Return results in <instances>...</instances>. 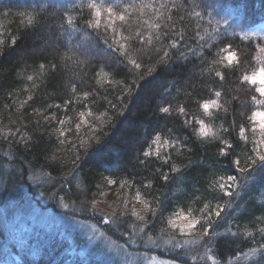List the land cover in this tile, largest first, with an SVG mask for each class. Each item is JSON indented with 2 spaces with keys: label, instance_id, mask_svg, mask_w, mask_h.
Segmentation results:
<instances>
[{
  "label": "trees",
  "instance_id": "obj_1",
  "mask_svg": "<svg viewBox=\"0 0 264 264\" xmlns=\"http://www.w3.org/2000/svg\"><path fill=\"white\" fill-rule=\"evenodd\" d=\"M262 47L264 0H0V204L19 205V190L30 201L53 195L58 214L64 201L124 242L183 238L209 248L215 264H264V167L249 119L264 96L243 80L264 67ZM223 49L239 63L222 61ZM200 120L215 137L199 134ZM179 214L203 227L171 228ZM2 219L0 264H96L86 240L61 236L54 221L8 233ZM173 245L161 254L187 250Z\"/></svg>",
  "mask_w": 264,
  "mask_h": 264
},
{
  "label": "rangeland",
  "instance_id": "obj_2",
  "mask_svg": "<svg viewBox=\"0 0 264 264\" xmlns=\"http://www.w3.org/2000/svg\"><path fill=\"white\" fill-rule=\"evenodd\" d=\"M4 172L7 173L5 169ZM19 191L25 193L22 194L24 199L19 202V205H16L15 202L9 206L0 204V215L3 216L2 223L8 233L11 232L10 228L16 229L18 232L28 230L30 223H34L31 220H37L40 227L45 226L44 222L49 221L52 225V221H54L60 229L61 236L70 239L74 238L75 235H80L86 240L82 252L87 255V259H92L96 264H201L202 262L205 264L206 259L215 264L210 258L209 248L203 249V245L200 246L199 241L189 242L183 238H176L173 243L179 245L176 246L177 249L185 247L187 250L184 251V254L171 252L169 255L167 253L162 255L160 249L164 244L171 246L173 244L171 243L172 239L163 240L160 245L157 240L153 241V239L145 242L128 239L124 242L120 238L111 237L107 231H103L101 222L97 224L74 216L73 211L64 204V201L57 202L58 208L62 211L58 214L55 212L54 206H50V203L54 202L53 195L50 198H43L40 195V201L36 199L30 201L27 192ZM6 210H8V215ZM6 215L8 218L11 215V218L7 219ZM29 219L28 224L27 220ZM108 223L110 226L112 225L111 221ZM176 248L173 250L176 251ZM170 255L172 256L170 257Z\"/></svg>",
  "mask_w": 264,
  "mask_h": 264
},
{
  "label": "snow or ice",
  "instance_id": "obj_3",
  "mask_svg": "<svg viewBox=\"0 0 264 264\" xmlns=\"http://www.w3.org/2000/svg\"><path fill=\"white\" fill-rule=\"evenodd\" d=\"M88 7L91 8V9H95V15L97 17H99L101 15V9L95 3H89ZM106 11L109 12V13H112L113 9L111 7H109V8L106 9ZM116 18L123 21L125 19V16L124 15H118ZM28 22L30 24L32 23L31 17H29V21ZM68 23L69 24L73 23V21H72V19L70 17L68 19ZM96 23L98 24L99 21H96ZM153 27H157V26L153 25ZM245 38H247V36H245ZM141 40H143V37H141ZM13 43H15V41H13ZM175 46L176 45L173 44V47H175ZM121 47H123V45H121ZM222 51L227 53L226 55L222 56V58H221L222 61H227V63L229 65H232L233 63H239V58H238V56H237V54L235 52H232L229 49H223ZM260 51L264 52V47H262L260 49ZM129 62L137 69H139L141 67V65L139 63H137V61L135 59H131ZM216 75L217 76H221V73L217 72ZM243 80L249 82L252 85H259V87H257L256 91L259 92V94L261 96H264V67H261L258 71L253 72L251 75H245L243 77ZM216 95L219 96L220 93L217 92ZM253 99H255V97ZM256 102L258 104H264V100H258ZM213 106H218V105H216L215 101H212L211 103L204 102V103H202L200 105V107L203 109V111L205 113H208V114H210V109ZM160 111L162 113H165V114H170L171 108L170 107H161ZM184 111L185 110H184L183 107L179 108V112L180 113H184ZM81 115L83 116V114H81ZM249 119L254 121L256 127H258V129H259L260 140H259V143L257 144V147L254 148L253 150L257 153V155L259 157V160L261 161V165H262V167H264V154H261L259 152L260 145H264V111H260V110L255 111ZM61 123H63V122H61ZM199 125H200L199 134L202 137H209V136L215 137V133L212 131V129L209 126H207L205 124V122L203 120L199 121ZM79 126L80 125H77L78 128H79ZM245 131L246 130L243 127H241L240 135L245 140H247V136L245 135ZM252 131L255 132L256 128L254 127L252 129ZM160 141H161V138H160L159 135H157L153 139L152 144H157L158 145L160 143ZM164 143L167 144L168 142L164 141ZM224 143L227 145L228 148L232 147V145L230 143H228L227 141H224ZM152 154L153 153L151 151H145L144 152V156L145 157H149ZM156 154L159 155L158 150H157ZM227 154H228L227 152H225L223 149H221L220 155L224 156V155H227ZM165 162H167V161H165ZM235 163L237 165H239L240 161L237 160V161H235ZM252 163H255V161H252ZM172 171L175 172V171H178V169L173 167ZM240 171L244 172L246 170L245 169H240ZM168 178L169 177L167 175L163 176L164 180H168ZM221 179H223V178H221ZM227 179H228V181H231V182H235L236 181V177L235 176H228ZM108 183L109 184H113V183H115V181L114 180H109ZM218 186H219L220 190H222V191L225 190L227 187H230V185H226L224 183H219ZM226 194L229 195V196L232 195L231 192H226ZM136 199L140 200V193L139 192H137V194H136ZM144 208H145V210H147L149 208V205L147 203H144ZM205 208H206V210L210 211L208 205H205ZM132 214L133 215H137L138 218L141 219V220L144 219V217L143 216H139V214L135 210H133ZM210 214H214L217 217H219L220 216V211H215L214 213L210 212ZM178 220L180 221V223L177 222ZM168 224L171 226V228L178 229L181 233H187L189 235L193 231H195L197 229L198 225L203 227L202 224H201V220L200 219L190 218V216L183 215V214L177 215V217L175 219H171V218L168 219ZM260 231H261V233H264V229H260ZM208 234H209L208 233V229L204 228L202 235L203 236H207ZM246 234L247 235H251V233H246ZM233 235H235V233H233ZM173 246L176 247V246H179V245L178 244H174ZM260 249H264V244L260 245ZM257 251H258L257 249H251L250 250L251 254H253V255L256 254Z\"/></svg>",
  "mask_w": 264,
  "mask_h": 264
}]
</instances>
